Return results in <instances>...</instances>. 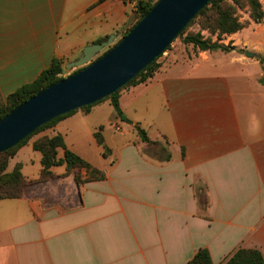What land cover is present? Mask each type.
Wrapping results in <instances>:
<instances>
[{
    "label": "crops",
    "instance_id": "crops-1",
    "mask_svg": "<svg viewBox=\"0 0 264 264\" xmlns=\"http://www.w3.org/2000/svg\"><path fill=\"white\" fill-rule=\"evenodd\" d=\"M134 6L0 0V102L53 59L75 60L85 46L116 36ZM219 44L234 50L192 48L184 60L168 51L149 81L123 89L119 107L131 124L102 101L16 150L6 171L20 165L26 187L20 198L0 200V264H188L199 250L224 264L239 249L264 260V73L254 58L264 57V22ZM56 135L103 178L81 170L76 184L61 165L41 180L32 145Z\"/></svg>",
    "mask_w": 264,
    "mask_h": 264
},
{
    "label": "water",
    "instance_id": "water-1",
    "mask_svg": "<svg viewBox=\"0 0 264 264\" xmlns=\"http://www.w3.org/2000/svg\"><path fill=\"white\" fill-rule=\"evenodd\" d=\"M209 1L158 0L126 36L98 59L116 36L85 46L65 66L66 70L84 68L43 89L0 119V154L51 120L93 105L124 87L165 53Z\"/></svg>",
    "mask_w": 264,
    "mask_h": 264
},
{
    "label": "trees",
    "instance_id": "trees-1",
    "mask_svg": "<svg viewBox=\"0 0 264 264\" xmlns=\"http://www.w3.org/2000/svg\"><path fill=\"white\" fill-rule=\"evenodd\" d=\"M133 1L135 2L134 8L136 14L138 15V19L128 30L123 33L121 38L126 36L129 31L132 30L133 27L139 22V20L146 13H148L150 9L158 2V0ZM243 11H245L248 15V21L246 22L240 21V18L238 16V13ZM250 22L254 24L264 22V10L259 0H210L184 27V29L181 31V33L176 39H179L180 42L185 46H191L195 51L213 52L219 50L226 53L230 50H234V48L219 44L221 37L229 36L241 31L242 29L246 28ZM195 23H197L198 25V30L196 32L187 31ZM202 32H206L208 36H204ZM215 35L217 40L212 41L211 37ZM106 38L98 41L97 44L101 43ZM119 41H117L115 44H117ZM174 41L170 43L165 52L170 49V46ZM114 45H112L105 52L100 54L96 59L108 52ZM162 55L154 59L152 63L146 66L144 70L138 73L124 87L116 91L111 96L97 103H100L102 101H109L116 116L124 123L131 124V122L124 117L120 110L118 101L119 94L125 88L138 84H143L149 81L153 77V75L159 70L160 63H158V60L162 57ZM254 58L258 61L264 73V57L260 55H254ZM82 68H78L71 75L80 71ZM63 78L65 77H62L61 62L58 59H53L49 67L45 69L33 82L21 86L19 89H17L15 92L10 94L6 98L4 105L0 106V119H2L6 114H8L12 109L17 107L18 105L22 104L32 96L42 91L43 89L62 80ZM260 83L264 87V78L260 80ZM93 105L85 106L80 110L87 112ZM73 112H70L67 115H70ZM67 115L59 116L51 120L42 127L38 128L31 135L24 138L15 147L0 154V200L20 198L23 196L24 189L26 187V181L20 172V165H16L11 172L6 171L9 159L13 157L16 150L21 145L25 144L35 134L50 127L56 121ZM134 129L136 130L137 134L143 142L151 144L143 130H141L138 126H135ZM94 136L97 143L99 145H102L103 140L99 132H96ZM32 148L34 151H37L41 154V180H46L51 176V168L58 167L61 165H64L65 167V176L72 174L74 182L76 184L81 183L79 177V172L81 170L86 171V173L88 174V179L103 178V175L100 172L92 169L87 162L67 150L60 135H56L51 138L42 137L33 143ZM59 149L63 150L62 159H59L57 157ZM105 151L106 150L103 147V154L106 153ZM188 264L212 263L208 252L206 250H199L195 254V256L188 262ZM224 264H264V260L261 253L257 250L239 249Z\"/></svg>",
    "mask_w": 264,
    "mask_h": 264
},
{
    "label": "rangeland",
    "instance_id": "rangeland-1",
    "mask_svg": "<svg viewBox=\"0 0 264 264\" xmlns=\"http://www.w3.org/2000/svg\"><path fill=\"white\" fill-rule=\"evenodd\" d=\"M153 1H155V0H153ZM259 1H260V3L262 4V6L264 8V0H259ZM238 16H239V18H244V17L245 18H248V15H247V13L245 11L239 12L238 13ZM137 19H138V15L136 14L135 8H134L133 11L131 12V18H130L129 23H127L125 25V27H123L121 30H119L117 32V35H116L117 38H116V40L114 41V43L112 45H114L117 41H119L121 39L123 33L126 30H128L137 21ZM242 22H246V20H243ZM197 30H198V25H197V23H195L187 31H189V32H191V31L192 32H196ZM111 46H109L108 48H110ZM108 48L104 49L102 51V53L105 52ZM168 51H171V52L172 51H178L179 54H180V55L177 56V59L178 60H184L187 57H190V54L193 52L191 46H185V45H183L180 42L179 39H175V41L171 44L170 49ZM168 51H166V52H168ZM164 54L162 56H165ZM58 60L61 62V65H62V77H68V76H70L73 72H75L78 69V68H75V69H71V70H66V68L64 67V64H68L69 62H71L73 60H69V59H58ZM2 105H4V103L0 102V106H2ZM159 146L162 147V144L159 143ZM24 191H25V189H24Z\"/></svg>",
    "mask_w": 264,
    "mask_h": 264
}]
</instances>
